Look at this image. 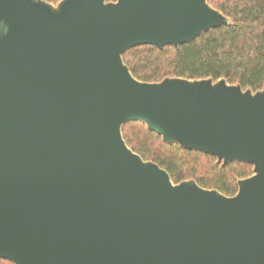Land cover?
I'll return each instance as SVG.
<instances>
[{"label": "water", "instance_id": "95a60500", "mask_svg": "<svg viewBox=\"0 0 264 264\" xmlns=\"http://www.w3.org/2000/svg\"><path fill=\"white\" fill-rule=\"evenodd\" d=\"M232 23L209 0H0V258L264 264V86L142 80L123 56ZM130 121L252 172L234 194L175 182Z\"/></svg>", "mask_w": 264, "mask_h": 264}, {"label": "trees", "instance_id": "16d2710c", "mask_svg": "<svg viewBox=\"0 0 264 264\" xmlns=\"http://www.w3.org/2000/svg\"><path fill=\"white\" fill-rule=\"evenodd\" d=\"M209 1L233 23L211 28L179 48L144 44L127 49L124 59L137 78L153 81L166 75H212L240 82L244 88L264 86V0ZM123 134L135 151L166 168L175 182L195 178L202 186L234 194L237 179L252 172L251 163L235 160L223 164L215 155L168 144L141 121L126 123ZM0 264L14 263L0 258Z\"/></svg>", "mask_w": 264, "mask_h": 264}]
</instances>
